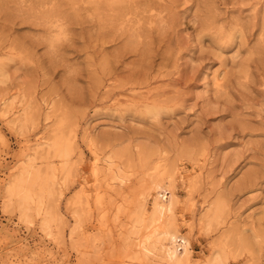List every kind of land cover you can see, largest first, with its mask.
<instances>
[{
    "label": "clouds",
    "instance_id": "9594fccd",
    "mask_svg": "<svg viewBox=\"0 0 264 264\" xmlns=\"http://www.w3.org/2000/svg\"><path fill=\"white\" fill-rule=\"evenodd\" d=\"M0 264H264V0H0Z\"/></svg>",
    "mask_w": 264,
    "mask_h": 264
}]
</instances>
